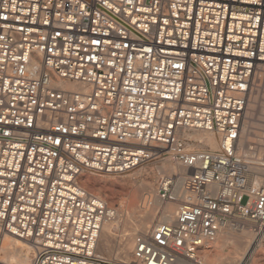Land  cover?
Returning <instances> with one entry per match:
<instances>
[{"label":"built area","instance_id":"built-area-1","mask_svg":"<svg viewBox=\"0 0 264 264\" xmlns=\"http://www.w3.org/2000/svg\"><path fill=\"white\" fill-rule=\"evenodd\" d=\"M261 64L264 0H0V232L30 264H117L97 252L114 207L79 176L170 157L192 171L162 182L177 208L129 264H211L218 233L264 226L237 152ZM185 129L217 148L189 149Z\"/></svg>","mask_w":264,"mask_h":264},{"label":"bare ground","instance_id":"bare-ground-1","mask_svg":"<svg viewBox=\"0 0 264 264\" xmlns=\"http://www.w3.org/2000/svg\"><path fill=\"white\" fill-rule=\"evenodd\" d=\"M64 85L69 87L77 86L76 84L71 82H65ZM249 99L243 118V124L240 130L237 150L238 153L244 149V144L249 141L248 120L246 121L245 118L248 114H250L249 110H252L254 107L253 104H250ZM261 110L264 113V107H262ZM179 136L187 141V146L189 149L202 150L217 148V137L210 130L185 129L180 131ZM261 142L263 141L260 140V143ZM256 150H258V148H256ZM240 155L242 156V154ZM242 158L246 163L248 175L249 177H251V180L255 181L256 183L264 184V164L251 161L250 159H247L243 156ZM163 159L164 162L163 164H161V166H159L158 170L165 173L166 177H159V180H155V177H153L154 179L150 180L149 177L148 181H146L147 178H145V183H141L142 185L138 186V188L134 186L135 188L133 189L135 190L131 191L129 202L130 207L133 209L132 212L138 214L139 219L135 220L132 217H128V214L126 215L125 213L124 214L126 216H122L121 218L119 212L120 209L123 208H120L119 205L118 207H116V212L114 207L113 216L103 221L98 237L99 243L97 242V252L101 254L102 251H107L110 256H113V258L109 260H114L115 262L121 264H129L132 257L134 236L139 232L147 231L155 223L148 227H145V224H147L148 222H153L155 220V222L157 223L161 221H170L172 219L177 208V202L163 198L160 193V187L162 185V182L170 177H176L177 184L180 186L184 178L192 171V169L181 165L179 162L171 159L170 157H166ZM83 176L84 173L80 174L79 183L81 179L80 177ZM130 184L131 183H129V185ZM82 187L86 188V186L84 185ZM139 201L140 204L138 203ZM117 223H121L122 229L119 234L117 233L118 235H114L112 233V230L114 231L115 229L113 228H117ZM224 231L218 233L213 242H215L216 240L217 241L213 245L214 247H219L220 245L230 244L232 246V252H230L231 256L227 259H223L218 255L215 257L213 256L215 259V262L213 261V264H242L247 257V259H251V261L253 262L254 260L260 258L259 256H261L262 253H257V250H255V248L260 245V240L264 238V226L257 230V232H253L251 228H243L240 231L228 229V231L240 232L238 234L236 233L237 235L233 233L224 234ZM252 232L256 233L257 235L254 234L252 236ZM206 247L207 248L204 253V258L208 261V251H211L210 249L212 245L208 243ZM240 254L241 257L238 258ZM31 256L32 248L29 244L7 233L0 232L1 261L7 264H30Z\"/></svg>","mask_w":264,"mask_h":264},{"label":"rangeland","instance_id":"rangeland-1","mask_svg":"<svg viewBox=\"0 0 264 264\" xmlns=\"http://www.w3.org/2000/svg\"><path fill=\"white\" fill-rule=\"evenodd\" d=\"M261 65L256 70V73H255V76L252 82V87L250 90V95H249L250 104H253L254 107L252 110H249L250 114H248L245 118L246 121L248 120L249 141L244 144V149L240 151L239 153L242 154L243 157L250 159L251 161L264 164V113L261 110L262 107H264L263 105L264 104V64H261ZM260 140L263 142L260 143ZM256 148H258V150H256ZM163 162H164V159L163 160L161 159L158 161L147 162L146 164L134 170H131L130 172L120 174V175H94L90 173H84V176L80 177L81 178L80 185L86 186V189L93 191L95 194L105 199L107 204L110 207H118L120 205L119 207L123 208V209H120V212H119V214L121 215V218L122 216L124 217L128 214V217H132L133 219L138 220L139 219L138 214L132 212L133 209L130 207V203H129L131 191L135 190L133 188L135 187L138 188V186L145 183V178H147L146 181H148L149 179L150 180L154 179L153 177H155V180H159L160 178L166 177L165 173L158 170L159 166H161ZM129 183H131L132 185L131 184L129 185ZM138 203L140 204V201ZM155 221L148 222L147 224H145V227H148L156 223ZM121 227H122L121 223H117V228H113L115 230L114 231L112 230V233L114 235L115 234L118 235L122 229ZM252 231L257 232V229L252 230ZM223 233L224 234L233 233L237 235L240 232L228 231L227 229ZM254 234L257 235L256 233H253L252 236ZM215 242L210 243L212 247L210 249L211 251H208V259H209L208 261L211 262L212 264H213V261L215 262V259H214L215 256L218 255L222 257L223 259H227L231 256L230 252H232V246L230 244H225L226 246L220 245L219 247H214L213 244ZM255 250H257V253L258 252L262 253V255L259 256L260 258H258L257 260H254L253 262L251 261V259H247L248 258L247 257L243 261L242 264H253V263L254 264H264V238L260 240V245L257 246ZM101 254L104 255L107 259L113 258V256H110L107 253V251H102ZM240 257H241V254L238 256V258ZM112 262H115V261L112 260ZM115 263L121 264L118 262H115Z\"/></svg>","mask_w":264,"mask_h":264}]
</instances>
